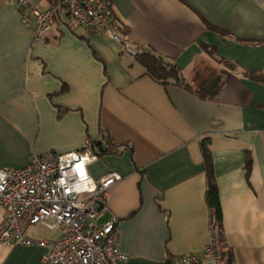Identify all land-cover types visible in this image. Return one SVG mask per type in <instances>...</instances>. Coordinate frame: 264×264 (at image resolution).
<instances>
[{
    "label": "crops",
    "instance_id": "1",
    "mask_svg": "<svg viewBox=\"0 0 264 264\" xmlns=\"http://www.w3.org/2000/svg\"><path fill=\"white\" fill-rule=\"evenodd\" d=\"M110 1L125 38L176 61L190 89L155 81L121 42L68 16L35 36L13 0H0V169L25 167L34 153L82 150L106 134L117 151L89 172L122 179L98 223L115 219L129 256L106 264H181L209 240L201 150L209 138L224 247L233 264H264V0ZM32 2L45 10L55 0ZM4 215L0 205V224ZM26 235L61 232L34 225ZM43 252L0 245V264H42Z\"/></svg>",
    "mask_w": 264,
    "mask_h": 264
},
{
    "label": "built area",
    "instance_id": "2",
    "mask_svg": "<svg viewBox=\"0 0 264 264\" xmlns=\"http://www.w3.org/2000/svg\"><path fill=\"white\" fill-rule=\"evenodd\" d=\"M13 2L21 24L35 36L57 19L68 16L93 33L121 42L124 55L130 59L138 54L117 24L110 0H55L45 10L32 0ZM102 153L101 146L87 140L82 150L34 153L25 167L1 168L0 205L5 215L0 224V245H38L44 249L42 264H106L110 260H127L129 256L118 248L115 219L98 223L99 201L105 204L110 187L122 179L115 171L99 179L90 174L89 166ZM34 225L60 230L61 235L53 240L28 237L26 229ZM179 261L233 264L224 247L220 223H211L209 240L202 252L183 256Z\"/></svg>",
    "mask_w": 264,
    "mask_h": 264
},
{
    "label": "trees",
    "instance_id": "3",
    "mask_svg": "<svg viewBox=\"0 0 264 264\" xmlns=\"http://www.w3.org/2000/svg\"><path fill=\"white\" fill-rule=\"evenodd\" d=\"M140 64H142L145 68V74L152 77L155 81L168 85L171 83L181 84L186 86V88L190 89V86L185 82L184 75L182 73L181 68L174 60H170L155 51L149 49H138V54L135 58ZM103 141L95 142L101 148L103 146H107V151H117L114 146H112L111 140L109 137L104 134ZM210 139L205 138L201 141V150L203 154L204 161L207 165V174H208V184H207V192L206 199L211 207V217L212 222L217 221L220 223L222 227V208L220 202L219 189L217 186L216 178L213 172L212 167V154L209 148ZM103 154V153H102ZM252 166V158L248 154L245 164L246 174L249 175ZM232 261V256H231ZM233 262V261H232Z\"/></svg>",
    "mask_w": 264,
    "mask_h": 264
},
{
    "label": "water",
    "instance_id": "4",
    "mask_svg": "<svg viewBox=\"0 0 264 264\" xmlns=\"http://www.w3.org/2000/svg\"><path fill=\"white\" fill-rule=\"evenodd\" d=\"M102 151H103V153H106L107 152V148H106V146H103L102 147ZM104 207H105V204H104V202H102V201H99V211H102L103 209H104Z\"/></svg>",
    "mask_w": 264,
    "mask_h": 264
}]
</instances>
